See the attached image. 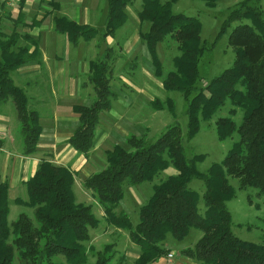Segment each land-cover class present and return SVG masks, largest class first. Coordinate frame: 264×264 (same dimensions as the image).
Returning <instances> with one entry per match:
<instances>
[{
	"label": "trees",
	"instance_id": "1",
	"mask_svg": "<svg viewBox=\"0 0 264 264\" xmlns=\"http://www.w3.org/2000/svg\"><path fill=\"white\" fill-rule=\"evenodd\" d=\"M104 28L98 30L80 24L66 15H54L53 27L64 33L74 45L81 38L89 41L99 33V40L112 36L127 19V6L134 0H106ZM177 0H141L137 16L149 22L140 37L149 53L153 74L161 79L166 91H178L184 99L186 130L175 123L167 125L154 140L144 134H130L124 144L106 151V165L88 175L83 186L90 190L103 210L107 224L128 232L140 250L133 264H150L167 255L163 246L167 235L181 241L191 228L202 232L192 247L180 253L199 264H264V244L247 241L232 231V217L227 202L235 196L228 176L238 178L239 188L253 187L264 198V9L259 0H240L229 9L221 22L215 40L208 44L200 37L201 23L197 17L174 13L171 4ZM213 7L219 0H203ZM53 8L59 4L53 0ZM228 43L234 52L230 66L200 85L199 62L205 50L211 49L219 36L234 23ZM177 41L178 53L172 57V68L166 73L157 55V44L166 37ZM33 47L32 50L30 48ZM113 51L106 48L104 56L88 63V80L95 99L90 105H74L78 124L67 142L78 152L87 153L93 146L99 114L111 107L116 94L110 87ZM37 39L13 30L0 32V107L10 101L20 125L23 153L35 152L41 132L38 113L28 107L25 90L15 84L11 72L31 61H39ZM226 100L234 108L227 117L215 121L218 139L238 133L220 162L203 172L197 163L204 154L186 157L184 140L192 139ZM154 110L166 109L175 115L172 98H154ZM235 107L242 110L237 125L232 116ZM231 115V116H230ZM167 167L176 174L153 184L152 194L139 207L138 222L132 224L127 213L118 210L125 185L152 181ZM192 179L203 182L204 211L198 212L200 195L189 188ZM74 172L48 160H41L33 175L25 182L26 199L17 198L32 214L21 212L8 221V185L0 181V264H113V243L99 249L87 247L89 231L97 228L99 218L92 204L77 202L73 191ZM172 253V252H171ZM89 255L94 260L89 261ZM16 259V263H15ZM119 255L114 264H124Z\"/></svg>",
	"mask_w": 264,
	"mask_h": 264
},
{
	"label": "crops",
	"instance_id": "2",
	"mask_svg": "<svg viewBox=\"0 0 264 264\" xmlns=\"http://www.w3.org/2000/svg\"><path fill=\"white\" fill-rule=\"evenodd\" d=\"M55 1L59 4L56 9L53 8V0H0V32L4 35L10 34L13 30L20 34L27 33L37 39L40 53L39 61H31L21 65L12 71L11 75L15 84L25 90L28 107L35 110L39 116L41 132L34 153L29 155L23 153L22 142L15 138L18 129L20 131L19 122L18 120H11L8 110H4V107L7 106L0 107V181H5L8 185V215L11 211V202L14 204L12 208L16 206V210L18 206H22L16 200L17 198L26 199L24 182L33 175L39 162L41 160L51 161L74 172L73 191L75 200L79 195L85 200L82 203L92 204V210L94 204L95 210L98 207L97 215L94 214L99 218L100 224L97 228L89 231L90 238L86 242V246L99 249L105 243H113L116 251L113 260H116L121 254L125 256V260L128 257L135 260L140 250L130 240L128 232L105 222L101 206L96 203L90 190L86 189L82 183L88 175L106 165L107 150L116 144L123 145L128 135H139L142 132L137 124L139 119H136L133 115L138 112L139 106L146 110L151 107V101L158 98L152 92L151 84L156 83L154 84L155 87L162 86V84L160 79L153 74V66L144 63L139 66L143 78L142 82L125 83L123 81V85L119 88H115L110 84L116 96L111 102V107L108 110H103L106 113L102 111L99 114L92 148L87 153L75 150L67 142L78 124V115L72 108L77 104L87 105L82 94L83 89L91 86L94 90L93 85H89L83 80L85 78L84 74L89 69V61L94 59H92V55L89 54L88 56L87 52L51 51L52 44L57 42V36L53 32V16L66 15L77 23L94 27L95 20L99 19L100 16L102 22L105 23L106 12L102 16L104 9L101 7L100 0ZM133 14L134 29L130 33L124 34V36L120 34V37H117L118 28L112 36H107L100 41L98 36L104 28V24L100 31L94 27L99 33L91 39H96V41H93L90 47L93 50L97 49L103 52L101 58L104 56L106 48H111L113 53L116 50L115 56L113 55L110 61L112 70L115 72L117 70L121 71L120 69L126 63L128 64L129 60L136 61V65L134 66L133 63L131 68L135 67L136 69L138 67L139 52H131V49L136 40L140 42V48L141 45H144L140 37V32H144L141 27L144 21L140 22L138 18V25L135 16L136 9L133 10ZM59 34L65 36L66 43H71L66 34ZM81 41L85 42V40L79 39L76 45H81ZM61 42H63L62 39ZM32 49L33 47L30 48V50ZM141 58L143 59V56ZM146 74H149V77H152L153 80L149 81L150 78ZM9 103L12 105L10 101L3 105H9ZM11 105L8 106L9 111L13 107ZM127 122L132 123L131 127L126 126ZM147 129L149 130V128ZM134 130L135 133H133ZM164 170L168 176L176 174L173 167H167ZM131 194L135 201L138 200L135 191L131 190ZM117 247L120 249H117ZM165 248L169 250L168 252L173 253V259L168 258L171 262H168L163 256L166 264L198 263L181 253V258L176 262L172 248ZM120 250L122 251L120 252ZM93 260L94 258L89 255V261L92 262Z\"/></svg>",
	"mask_w": 264,
	"mask_h": 264
},
{
	"label": "rangeland",
	"instance_id": "3",
	"mask_svg": "<svg viewBox=\"0 0 264 264\" xmlns=\"http://www.w3.org/2000/svg\"><path fill=\"white\" fill-rule=\"evenodd\" d=\"M239 1L240 0H219L216 2L215 6L210 7L205 5L203 0H177L176 2L171 4V9L174 13H183L189 16L197 17L201 23L200 37L202 40H205L208 44H210L215 40L216 35L220 29L221 22L226 17L229 9L232 8ZM100 2L102 4L101 7L104 9L102 12L103 16L104 12L107 11L106 0H100ZM259 5L262 9H264V0H259ZM140 8L141 0H134L130 5H128L126 9L127 20L124 25L117 30V37H120V34L124 36V34L130 33L134 29V9H136L135 16L139 25L137 11ZM95 21L96 22L93 26L100 31L104 24L102 22L103 20H101V16ZM235 24L236 22H234L226 30L225 33L219 36V38L216 40L215 44L212 46L211 49L204 51L199 62V71L202 77L200 80V85L204 86L213 76L221 73L225 68L231 65L234 59V52L232 50V47L228 43V35ZM141 27L142 31L148 30L149 22L144 21ZM53 32L55 36H57V42L52 44V52H87L88 56L89 54L92 55V59L94 60L97 58H101L103 52H101L100 50L98 51L97 49L93 50L90 47L92 46V42L96 41V39H93L90 42L81 41V45H72L69 42L66 43L64 35L59 34L55 30ZM61 39L63 40V42H61ZM156 48L157 55L163 65V71L164 73H166L172 68V57L178 53L177 41L167 36L162 42H159L157 44ZM115 51L113 53L114 56ZM131 52H139L140 56L137 60L138 67L136 69L135 67L131 68L133 63L134 66L136 65L135 60H129L128 64L126 63L124 67L120 69L121 71L117 70L115 72L114 70H112L111 67V86L119 88L121 87V85H123L124 82H142L143 78L139 66L141 65V63L152 66L151 59L148 55L145 44L141 45L140 48V42L136 40L132 46ZM142 56L144 60L141 58ZM89 73L90 71L84 74L85 78H83V80H85L89 85H92V83H90L88 80ZM146 75L147 77H149V74ZM149 78H147V80H153L152 77ZM124 79L128 82H126ZM154 84L156 83H152L151 87L153 88L152 92L156 97L160 99L170 97L174 100L175 115L172 116L171 113L166 109L156 111L152 107H149L145 110L139 106L138 112H135L133 115L136 119H139V122H137V124L142 131L141 133H137L144 134L149 140L154 141L164 131L167 125L175 123H177L182 129V131L185 132L186 115L184 113L185 105L182 94L178 91H166L161 85L155 87ZM82 94L84 95V101L87 105L93 102L95 98V92L94 90H92L91 86L83 89ZM10 105L11 104L9 103V105L2 106H7L4 107V110H8L11 115L12 121H17L14 107H12V109L9 111L8 106ZM230 108H234V106L231 105V102L229 100H226L225 103L214 112V114L209 120L200 122V129L192 139L183 141L184 153L186 157L189 158L194 154H204V159L201 162L197 163V168L200 171L205 172L211 164L215 162H220L228 151V149L231 147L232 143L238 139L237 132H234L231 136L222 140L218 139L216 134L215 121L220 117H227L229 115L228 110ZM235 110L236 113L232 116V118L234 122L238 125L241 121L242 110L238 107H235ZM103 112L106 113V111ZM131 124V122H127L126 126L131 127ZM147 128H149V130ZM133 133H135V130ZM15 138L22 142V136L20 134L19 129L16 133ZM167 176L168 174L166 173V171L162 170L157 173V175H155L152 181H144L135 185H125L124 198L120 206L118 207V210H123L127 212L132 224H136L138 222L139 206L142 205V203H144L152 194V185L159 183ZM228 179L229 182L235 188V196L226 203L227 208L231 213L232 217L231 228L233 233L241 239L264 244V198L258 195L257 190L253 187L239 188L238 178L234 176H228ZM188 186L189 188L199 193L200 199L198 203V212L202 214L204 211V202L202 198V193L204 191L203 182L200 179H192L189 182ZM131 190L137 193L138 200L135 201L133 199ZM76 201L85 202V200H83V198L79 195H77ZM13 205L14 204L11 202V211L8 215L9 222H12L21 212H25L28 215L32 214V208L18 206L16 210V206L15 208H12ZM97 211L98 207H96L95 210L94 204L93 212L96 215L98 213ZM201 234L202 232L200 230L191 228L188 235L181 241L174 239L170 234H168L163 242V246L172 248L175 254L174 260L178 262L179 258H181V248L189 246L192 247ZM135 246L137 249H139L137 245ZM117 249L120 248L117 247ZM121 251L122 250H120V252ZM164 257L165 259H167L168 262H171V260L173 259V255L172 257H170L171 260H168L169 257H167V255H165ZM164 257L161 256L155 262L150 264H166ZM133 261L134 258L131 259L128 257L125 260V264H133ZM112 263L114 264V260H112Z\"/></svg>",
	"mask_w": 264,
	"mask_h": 264
},
{
	"label": "built area",
	"instance_id": "4",
	"mask_svg": "<svg viewBox=\"0 0 264 264\" xmlns=\"http://www.w3.org/2000/svg\"><path fill=\"white\" fill-rule=\"evenodd\" d=\"M172 255L173 254L171 252L167 253V257H169V258L172 257Z\"/></svg>",
	"mask_w": 264,
	"mask_h": 264
}]
</instances>
